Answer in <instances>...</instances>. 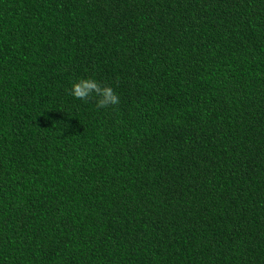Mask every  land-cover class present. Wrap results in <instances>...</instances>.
<instances>
[{"label": "trees", "instance_id": "16d2710c", "mask_svg": "<svg viewBox=\"0 0 264 264\" xmlns=\"http://www.w3.org/2000/svg\"><path fill=\"white\" fill-rule=\"evenodd\" d=\"M0 264H264V0H0Z\"/></svg>", "mask_w": 264, "mask_h": 264}, {"label": "clouds", "instance_id": "9594fccd", "mask_svg": "<svg viewBox=\"0 0 264 264\" xmlns=\"http://www.w3.org/2000/svg\"><path fill=\"white\" fill-rule=\"evenodd\" d=\"M68 92L70 96L81 101H88L89 98L94 97L98 109L120 103V97L112 85L101 83L91 76L73 81Z\"/></svg>", "mask_w": 264, "mask_h": 264}]
</instances>
